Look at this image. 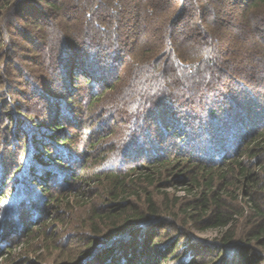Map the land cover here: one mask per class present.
<instances>
[{
    "label": "trees",
    "instance_id": "1",
    "mask_svg": "<svg viewBox=\"0 0 264 264\" xmlns=\"http://www.w3.org/2000/svg\"><path fill=\"white\" fill-rule=\"evenodd\" d=\"M100 36L107 39L100 40ZM105 41H116L115 60L122 66H111L100 79L90 77L83 63L87 42L103 51ZM22 51L31 52L36 63L33 70H25V85L34 93L28 99L33 111L27 108L30 112L23 114L24 102L9 91L15 82L10 81L7 89L0 76V116H6L2 126L27 156L25 179L43 187L47 193L43 200L57 204L91 201L94 223L87 239L90 251H95L93 264H153L156 258L171 257L183 236L167 239L166 247L157 248L158 228L175 225L178 211L184 214L183 226L191 222L199 230L218 231L220 237L213 243L218 256L233 250L219 264H246L250 258L251 263L264 262V207L253 189L261 180L258 171L250 168L256 154L264 153V0H0V62L12 54L26 61L25 55H18ZM91 63L101 67L99 58ZM96 82H101L99 89L94 88ZM116 83L124 84L116 87ZM204 88L219 93L214 106L221 99V104L231 106L226 115L251 119L252 128L249 122L242 133L232 135L234 142L217 148L207 131L203 148L208 151L202 149L206 155L183 147L156 153L131 141L124 149L127 156L117 153L111 167L103 166L109 156L103 151L102 136L90 124L99 116L102 102L110 100L119 106L116 116L125 123L139 119L143 124V120L171 124L179 113L175 109ZM226 110L222 105L208 107V120ZM76 117L81 128L73 134L68 131V127L75 129L70 126L73 122L68 121ZM161 128H157L159 133ZM117 138L121 145L127 142L124 132L117 133ZM88 150L99 155L94 157L100 162L98 167L90 162L93 157ZM79 155L84 160L75 169L68 162L80 161ZM63 161L66 166L58 169ZM54 175L59 187L74 186L67 192L53 190L49 181ZM27 181L15 185L13 201L20 196L27 201V196L36 193ZM174 183L184 187L187 197L196 196L169 200L165 194L163 201L156 202L154 191L159 185ZM87 191H91L89 197ZM239 192L252 211L250 228L239 235L241 242L235 241L233 215L225 211L221 198L225 194L237 200ZM30 204L37 210L36 203ZM5 217L0 214V231ZM26 223L21 225L26 229L24 239L40 230ZM186 251L187 258L178 264H203L199 251L192 247ZM227 257H232L229 263Z\"/></svg>",
    "mask_w": 264,
    "mask_h": 264
},
{
    "label": "rangeland",
    "instance_id": "2",
    "mask_svg": "<svg viewBox=\"0 0 264 264\" xmlns=\"http://www.w3.org/2000/svg\"><path fill=\"white\" fill-rule=\"evenodd\" d=\"M25 21L26 20L19 19V22L21 23H25ZM100 37V40H102V38L107 39L106 36ZM87 44L88 46L86 47V51H84L85 54L83 55V63L86 66L84 69L87 70V74H89L90 77L93 76L97 79H100L99 77L102 74H107L106 72L108 69H111V66H122L119 61L115 60L114 47L115 44H117L116 41H110L108 44L105 41V43H103V51L97 50V47L92 46L90 42H87ZM22 54L25 55L26 61L21 60V58L13 56L12 54L10 57L6 58V61L4 60V62H0V69L3 70V72L0 70V76L1 80L4 78V80L7 82V89H9L8 84H11L10 81L15 82L14 87L10 86L13 89L10 88L9 91L13 93L15 99H21L22 102H24L25 106H23V114H25V112H30L28 109L33 111V107L31 103L29 105L28 99L32 98L34 95L33 90L30 87H26L25 85V70H33V68L36 67V63L32 62V59L29 56L31 52L29 53L27 51H22L18 55L21 56ZM104 54H107V56L105 57ZM97 58L101 60V67H99V65L94 67L93 63H91L93 59L95 60ZM93 68H95V70H93ZM78 70L79 68H76L75 71L79 72ZM38 71L37 73H39ZM249 72L241 76L245 77V75L250 74ZM27 73L29 74V72ZM30 78L31 76L28 75V79ZM29 82L33 86L36 84V82ZM100 84L101 82H96L94 88L97 89ZM123 84L124 83H116V87H121ZM56 87H60V84L57 83ZM185 90L186 89H184V91ZM21 94H24V96ZM216 95H219L216 90L212 91L210 88H204L201 93L196 94L195 99L190 98L188 101L183 103L184 105H181V108L179 107L175 109L179 113L175 119L170 120L171 124L169 121L167 123L162 122V124L157 121L153 123L147 120H143V124V122L139 119L136 122L130 124L129 122L125 123L120 120L118 116H116V110L119 108V106L113 104L110 100H105L102 102V105L100 104L101 106L99 105L100 110L97 111L99 116L93 118L91 120L92 122H90V124L94 123L93 131L96 133V135L102 136L103 140L101 143L103 144V151L108 153L109 156L107 162L103 166L111 167V165H113L111 162L114 158L113 155H116L117 153L121 154L122 157L125 156L124 154L126 153L124 149L126 150V148H128L127 145L130 146L131 141H136V146H140L141 148L146 150L148 149L150 151L155 150L156 153H161L163 150H166V152H175L180 147H183L184 150L186 149L189 152L197 151L200 154L203 153L206 155L202 149H204L203 147L205 146L206 139L209 138L208 133H210V135H212V138L210 139L213 140L212 142L214 147L217 148L220 144H224L227 147V145H230L232 142H234L232 135L235 137L237 134L242 133L241 130H245L246 126L249 127V122L250 128H252V122L251 119H233L231 118L233 117L232 115H226L228 114L226 112L231 109V106L225 103L224 105L221 104V99H217L218 101L215 102L216 104L214 106L212 103H214ZM232 99L235 101L234 98ZM221 105L222 108L227 109L226 111H222L224 115L219 114L220 112L218 111V116L212 117L211 121L208 120V107L211 109H218ZM42 111H44L43 106L39 108V112L42 113ZM190 115L192 116L190 117ZM63 117L66 118L65 113ZM5 122L6 116L1 115L0 214L2 216H6V221H4V229L0 231V264H93L94 257L92 258L91 255L92 253L94 254L95 251H90L91 248L90 246L88 247L87 239L92 235V224L94 223L90 214L91 201H85V199H83L81 201H70L69 204H57L56 201L50 202L48 198L43 200L42 198L47 195V193L42 192L43 187L40 184L34 185L33 182H30L29 180L27 181L25 179L26 176L24 175H26L28 167L24 164V162L27 156H24L23 153L19 152L22 149L20 145L17 143L14 145V140L10 137V134L7 133L6 127H3ZM68 122H73V125L70 124V126H73L75 129L72 130L71 127H68V131L72 132L73 134L78 132V128H81V124H78L79 122H77V117L76 120L72 118ZM150 123H152L151 127H149V125H151ZM166 125L170 126L168 130L167 127H165ZM160 127H162V130L159 133L160 130L158 131L157 128L160 129ZM119 132L126 133L127 138L125 140H127V142H125V144L121 145V141H117L118 138L115 139L117 133ZM65 134L68 133L65 132ZM248 136L246 137L248 138ZM15 147H20V150H16ZM230 151L232 152L233 149H230ZM88 153H90V156L92 155L93 157V160L90 159V162L93 161V165L98 167L100 162L94 161V157L99 156L97 152L88 150ZM63 154L64 153L60 152L59 158H62ZM256 155V158L251 161L252 165L250 168L258 171L256 174L259 176L261 184L257 188L253 187V189L255 190L254 195L256 196L257 201L264 207V153L259 152ZM78 157L80 158V161L68 162L72 164V167L75 169H77L84 160V156L79 155ZM217 158L218 157H216V159ZM259 164L263 166V169H257ZM58 165V169H63L66 166L64 161L62 165ZM20 167H22V169ZM18 172L20 175L15 177ZM10 175L14 176L13 179H7V177ZM25 181H27L28 186L33 188L36 193L27 196V201L21 196L17 198L14 197L15 201H13L11 198L12 196L16 195V192H14L15 185ZM175 185L171 186L170 184H167L163 186L160 184V189L154 191L156 202L159 203L163 201L162 198L165 194L166 198L169 200H172L173 196L184 197V199L196 196L194 193L193 196L189 195L190 197H187L184 187L182 185L180 186L179 184ZM49 186L53 190L67 192L70 191L68 190L69 187L74 185H61L60 187L62 188H60L58 186L57 177L54 175L49 181ZM237 186L238 184L232 187L234 191H237ZM91 188H95V186H92ZM90 192L91 191H87L88 197L90 196ZM14 193L15 195H12ZM54 193L56 192L54 191ZM238 194L239 196L237 200L233 198L229 199L225 196V194H223L221 198L223 201H225V211L233 215L231 228L237 232L235 241L241 242L239 235L241 232L247 231L250 228L251 225L248 221V217L252 216V211H250L248 209V205L245 204L246 200L242 198V194L240 192ZM94 199L98 202L102 201V199H97L96 196ZM29 201L36 203V206H38L37 210H35L32 204L27 205L30 203ZM178 212L180 214V219H175V225L167 224L161 226V228H158L160 232L158 236L159 242L157 248L166 247L167 243L169 242L167 239H172L177 235L182 234L183 237L179 241L177 247L179 250L177 249L175 253L169 258L162 257L152 260L151 262L153 264H178L181 260L187 258L189 253L186 251V248L188 247L194 248L195 252H200L199 256L201 257L203 264H219L222 258H224V255L229 256V254L233 252V250L229 249L228 253L218 256L219 251L214 250L213 244L214 240L220 237L218 231L212 229L199 230L191 222H188L187 227L183 226L180 221L184 220V214L181 211ZM20 217L21 220L24 219V221H20ZM25 221L28 222V224L26 223L27 225H31L32 227H36V229H40L35 231L33 235L29 236L27 239L23 238V234H25L26 229L23 228L24 226H21ZM2 253H4L3 256ZM170 254L171 253L167 255ZM178 256L181 258L177 259ZM85 257H87V259ZM89 258L90 261L87 262ZM231 258L232 257H227L225 262L229 263ZM82 259H85V261ZM252 261L253 259L251 260L250 258L247 260L246 264H264V262L260 263L259 261L256 263H251Z\"/></svg>",
    "mask_w": 264,
    "mask_h": 264
}]
</instances>
